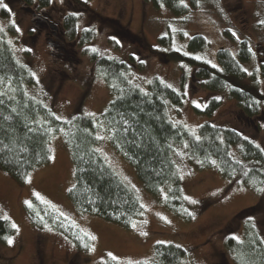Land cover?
Masks as SVG:
<instances>
[{"label":"rangeland","instance_id":"obj_1","mask_svg":"<svg viewBox=\"0 0 264 264\" xmlns=\"http://www.w3.org/2000/svg\"><path fill=\"white\" fill-rule=\"evenodd\" d=\"M0 4L6 5L7 11L0 16V31L16 59L27 65L35 78L34 84L27 87L28 92L50 105L59 118L77 111L98 117L111 98L89 57L81 53L75 40L68 41L64 36L62 18L72 12L77 15L79 30L94 31L88 46L108 57L128 61V76L135 85L145 89L150 78L157 76L182 93L180 105L167 104L168 118L174 124L190 130L206 120L230 126L264 150V120L248 125L241 118L235 99L225 92H210L191 78V65L154 53L164 54L174 48L217 65L218 48H227L236 55L238 42L245 39L251 57L242 63L246 72L242 82L255 86L263 95L264 108L259 66L264 62V0H211L181 15L172 14L164 6L154 7L146 0H51L42 9L21 0H0ZM195 34L204 37L205 45L189 51L186 42ZM162 35L170 36L169 44L158 42ZM210 96L219 97L210 115L193 109L202 107ZM99 137L96 148L143 206L132 227L75 210L66 196L73 182L72 162L59 132L49 141V161L32 169L22 182L0 169V215L14 228V234L0 245V264H101L106 257H116L118 262L137 261L152 255L155 242H172L187 248V264H232L220 229L236 213L252 205L257 207L245 216L252 218L264 241V199L259 200L249 187L221 176L216 166L197 168L183 145L175 148L174 155L182 194L185 199L196 201L189 221L159 204L106 135ZM32 197L87 234L91 238L89 249L77 250L48 223L37 229L26 211Z\"/></svg>","mask_w":264,"mask_h":264},{"label":"trees","instance_id":"obj_2","mask_svg":"<svg viewBox=\"0 0 264 264\" xmlns=\"http://www.w3.org/2000/svg\"><path fill=\"white\" fill-rule=\"evenodd\" d=\"M21 1L42 9L48 7L51 0ZM146 1L181 15L211 0ZM6 13V8L1 6L0 16ZM77 19L72 12L63 16L64 36L68 41L75 40L81 53L89 57L108 86L111 98L98 117L77 111L59 118L50 105L28 92L27 87L34 84L35 78L27 65L16 59L0 31V169L22 182L32 169L49 161V141L60 132L73 167V182L66 196L75 210L131 228L133 219L143 212V206L96 148L99 135L104 134L115 151L133 166L145 190L184 220L189 221L194 211L193 203L182 194L174 155L178 146H184L189 160L197 168L216 166L221 176L249 187L259 200L264 199V150L258 144L230 126L208 120L194 130L174 124L168 118L167 104L180 105L182 93L157 76L150 78L145 89L135 85L128 76V61L108 57L88 46L94 31L92 28L79 30ZM157 40L169 44L170 36L162 35ZM204 45L201 34L191 36L186 42L189 51L202 49ZM154 53L191 65V78L210 92H225L235 99L240 116L248 125L258 119L264 120L263 95L255 86L242 82L246 76L242 63L251 57L245 39L238 42L236 55L227 48H218L215 52L217 65L174 48L164 54ZM259 66L264 82V62ZM218 103L219 97L210 96L202 107L194 106L193 109L208 116ZM206 204L207 201L202 203ZM256 207L244 208L220 229L232 264H264V241L252 218L245 216ZM26 211L37 229L48 223L66 236L77 250L89 249L91 238L47 204L32 197ZM13 234V226L0 215V245ZM187 253V248L172 242H155L149 258L118 262L106 257L101 264H187Z\"/></svg>","mask_w":264,"mask_h":264},{"label":"snow or ice","instance_id":"obj_3","mask_svg":"<svg viewBox=\"0 0 264 264\" xmlns=\"http://www.w3.org/2000/svg\"><path fill=\"white\" fill-rule=\"evenodd\" d=\"M0 6L6 7V5L0 4ZM264 23V21H262ZM200 105H197L199 107ZM196 201H192V203H195ZM92 239H95V237H92ZM9 243H12L11 239L8 240ZM111 255V254H110ZM113 259H116V257H112Z\"/></svg>","mask_w":264,"mask_h":264},{"label":"flooded vegetation","instance_id":"obj_4","mask_svg":"<svg viewBox=\"0 0 264 264\" xmlns=\"http://www.w3.org/2000/svg\"><path fill=\"white\" fill-rule=\"evenodd\" d=\"M46 19V18H45Z\"/></svg>","mask_w":264,"mask_h":264}]
</instances>
